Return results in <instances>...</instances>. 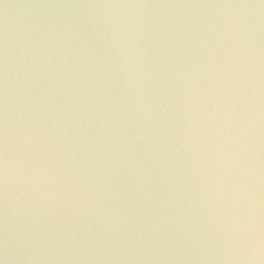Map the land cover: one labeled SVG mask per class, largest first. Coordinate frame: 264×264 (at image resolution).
<instances>
[{
    "label": "water",
    "instance_id": "obj_1",
    "mask_svg": "<svg viewBox=\"0 0 264 264\" xmlns=\"http://www.w3.org/2000/svg\"><path fill=\"white\" fill-rule=\"evenodd\" d=\"M0 264H264V0H0Z\"/></svg>",
    "mask_w": 264,
    "mask_h": 264
}]
</instances>
